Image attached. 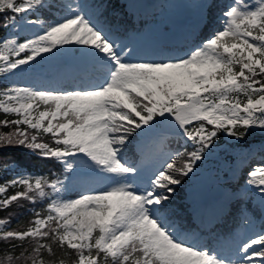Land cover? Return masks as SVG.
Masks as SVG:
<instances>
[{"label":"snow or ice","instance_id":"obj_1","mask_svg":"<svg viewBox=\"0 0 264 264\" xmlns=\"http://www.w3.org/2000/svg\"><path fill=\"white\" fill-rule=\"evenodd\" d=\"M145 7L0 0V264H264V0Z\"/></svg>","mask_w":264,"mask_h":264},{"label":"trees","instance_id":"obj_2","mask_svg":"<svg viewBox=\"0 0 264 264\" xmlns=\"http://www.w3.org/2000/svg\"><path fill=\"white\" fill-rule=\"evenodd\" d=\"M115 2H119V0H115ZM214 2L220 3V0H214ZM40 14L47 17V15H49L50 13L45 9V10H41ZM0 31H2V30H0ZM3 115L4 114L0 113V119L3 118ZM250 136H251V138L249 139V141H251V142L254 140L264 139V133H260V132L251 131ZM5 151L9 155L14 157L17 161H19L20 165L24 166L27 169H32L35 166V168L39 172V174H43V172L47 171L48 166L37 165L35 163L36 158H35L34 154L31 153L30 150H28L24 147L0 149V153L5 152ZM41 167H43L42 171H41ZM51 168L53 171H60L61 170L59 164H53V165H51ZM0 170H1V168H0ZM22 218H27V214H25V216ZM222 227H225V225H222Z\"/></svg>","mask_w":264,"mask_h":264},{"label":"rangeland","instance_id":"obj_3","mask_svg":"<svg viewBox=\"0 0 264 264\" xmlns=\"http://www.w3.org/2000/svg\"><path fill=\"white\" fill-rule=\"evenodd\" d=\"M223 2H227V0H222ZM67 3H71L73 4V6L80 4V3H84V2H88V0H66ZM143 3L145 4V9H149L151 10V12L156 11H162L163 9L161 8L162 5L167 6L169 4V0H143ZM38 18L42 19L41 16L39 15ZM0 112H2V110H0ZM3 113V112H2ZM256 132H260L258 129L255 130ZM250 134V133H249ZM248 134L247 137H249L250 135ZM228 138L227 136L222 135L220 137V141L221 143H223L224 141H226ZM246 140L242 141V144L240 145V147H243L245 150L248 149L249 146L252 147V149L254 150L253 153L251 154V158H256L259 159L260 155L258 151H255L256 149L259 148L260 146V142H253L251 144H249L248 146L245 145ZM256 154V157L255 155ZM258 155V156H257ZM10 176L12 175V172L9 171ZM7 173V174H9Z\"/></svg>","mask_w":264,"mask_h":264}]
</instances>
